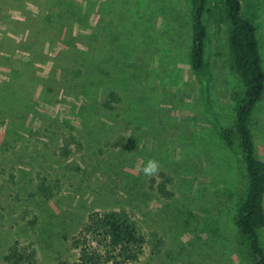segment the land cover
<instances>
[{
  "label": "rangeland",
  "instance_id": "374dc122",
  "mask_svg": "<svg viewBox=\"0 0 264 264\" xmlns=\"http://www.w3.org/2000/svg\"><path fill=\"white\" fill-rule=\"evenodd\" d=\"M196 2L0 0V264L14 242L34 264H76L71 237L111 209L145 235L133 264H252L235 224L242 155L223 133L243 95L231 26L223 0H207L194 70ZM240 2L264 70V0ZM250 129L264 161V93Z\"/></svg>",
  "mask_w": 264,
  "mask_h": 264
},
{
  "label": "trees",
  "instance_id": "16d2710c",
  "mask_svg": "<svg viewBox=\"0 0 264 264\" xmlns=\"http://www.w3.org/2000/svg\"><path fill=\"white\" fill-rule=\"evenodd\" d=\"M206 2L197 0L192 13L189 57L194 70H201L204 65L206 27L202 17ZM223 3L231 26L228 43L232 67L243 84L234 125L223 132L228 141L231 142L230 137L237 139L246 177L245 196L238 207L235 224L245 237L252 264H264L260 237L264 227V161L255 154L250 129L252 111L264 93V70L256 28L242 15L240 0H223ZM64 142L67 148V137ZM158 189L166 194L164 183H159ZM144 243L145 235L138 223L124 210L112 209L90 212L70 240L76 252V264H133L143 253ZM5 259L7 264H34L35 250L14 242Z\"/></svg>",
  "mask_w": 264,
  "mask_h": 264
},
{
  "label": "clouds",
  "instance_id": "9594fccd",
  "mask_svg": "<svg viewBox=\"0 0 264 264\" xmlns=\"http://www.w3.org/2000/svg\"><path fill=\"white\" fill-rule=\"evenodd\" d=\"M161 168V164L156 159H149L146 163L142 162V166L140 167V171L146 176V177H152L155 176Z\"/></svg>",
  "mask_w": 264,
  "mask_h": 264
}]
</instances>
